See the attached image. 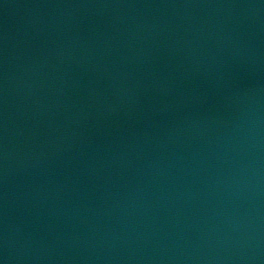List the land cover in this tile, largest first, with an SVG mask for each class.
<instances>
[{
	"label": "water",
	"instance_id": "obj_1",
	"mask_svg": "<svg viewBox=\"0 0 264 264\" xmlns=\"http://www.w3.org/2000/svg\"><path fill=\"white\" fill-rule=\"evenodd\" d=\"M0 264H264V0H98L0 76Z\"/></svg>",
	"mask_w": 264,
	"mask_h": 264
}]
</instances>
